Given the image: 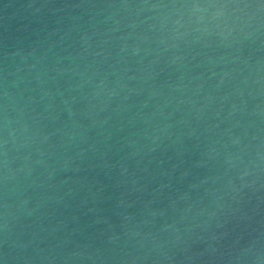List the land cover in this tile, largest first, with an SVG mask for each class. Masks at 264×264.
Masks as SVG:
<instances>
[{
	"label": "water",
	"instance_id": "obj_1",
	"mask_svg": "<svg viewBox=\"0 0 264 264\" xmlns=\"http://www.w3.org/2000/svg\"><path fill=\"white\" fill-rule=\"evenodd\" d=\"M0 264H264V0H0Z\"/></svg>",
	"mask_w": 264,
	"mask_h": 264
}]
</instances>
